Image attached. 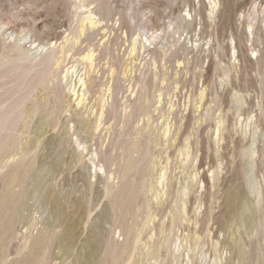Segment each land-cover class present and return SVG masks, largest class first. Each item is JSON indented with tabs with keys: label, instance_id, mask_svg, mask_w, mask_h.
Masks as SVG:
<instances>
[{
	"label": "rangeland",
	"instance_id": "1",
	"mask_svg": "<svg viewBox=\"0 0 264 264\" xmlns=\"http://www.w3.org/2000/svg\"><path fill=\"white\" fill-rule=\"evenodd\" d=\"M193 1L196 11L187 0H106L111 16L66 49L50 70L55 79L33 90L0 156V195L11 164L34 163L4 195L17 197V207L1 235L0 264L28 252L36 237L40 248L51 241L48 264H102L108 242L125 240L122 222L136 223L138 238L122 263L264 264V0H219L213 19L198 14L203 0ZM189 11L192 24L177 29L175 18ZM73 13L71 0H0L7 43L12 33L39 35L37 54L71 37ZM142 30L146 49L131 54V35ZM156 49L172 51L170 59L153 64ZM89 51L92 64L82 61ZM2 52L0 65L11 54ZM34 72L19 65L0 78V106ZM81 77L94 86L78 105L72 89L86 88ZM140 80L151 98L143 111L135 107ZM128 154L126 185L143 191L135 215L123 218L115 195Z\"/></svg>",
	"mask_w": 264,
	"mask_h": 264
},
{
	"label": "bare ground",
	"instance_id": "2",
	"mask_svg": "<svg viewBox=\"0 0 264 264\" xmlns=\"http://www.w3.org/2000/svg\"><path fill=\"white\" fill-rule=\"evenodd\" d=\"M71 1H72L73 8H74L73 16H74V20H75V26H74V29L71 33V37L66 38V40H64L65 42L60 44L59 46H57L56 43H54V45H51V43H50V45L48 47L42 46L40 49L38 48L39 49V51H37L38 54L33 53L31 50L32 49L31 47L34 46V42H35V41L32 42L33 38H38V39L41 38L39 35H37L38 31L36 28H34L32 32L34 34H36L37 37H35L34 35L33 36L30 35V37L28 36L29 38L24 36L21 39H16V38H14V35L12 33V35L10 34V36L7 35L8 36L7 38L13 39L12 42H10L8 44L7 39L5 40V38H4V36L7 32L5 30L6 25H4L2 22L0 23V36H1L0 37V50L3 51L2 53H6L7 50L11 53L9 55H3L2 56V64L0 65V68H4V70L0 72V78L5 76L9 72L15 70L19 65H25L27 71L35 69L34 74L28 77V85H27L26 89L23 92H18L17 89H19L18 88L19 85H16L17 89L13 88V89H10L8 91L10 93L12 92V94H13V97H14L13 102L7 106H5V105L0 106V156L3 154L2 150H3L6 142L9 139L10 132L16 127V124L21 117L20 113L25 108L24 104L31 101L33 90L38 85L42 84V82L44 80L51 81V78L55 79V76L50 74V70L52 68H54V66L57 64V60L59 59V57L64 56L68 53V52H66V49L68 47H72L73 45L76 46V44H78L79 40H81L82 37L85 36L87 31L94 30V29L98 28L100 25L102 26L101 23L103 21H105V18H108L109 16H111V11L109 8L110 6L107 7L106 10H104L106 8V7H104L106 0H71ZM194 2L195 1L192 0V3H191V0H187V4H193L192 5L194 8L193 10L196 11L195 6H194V4H195ZM202 3H203V8L199 10L198 14L200 16L203 15V17L205 16L206 18L213 19L219 10L220 1L219 0H206V2H205L203 0ZM91 5H94L95 9H92L90 7ZM103 10L105 12L102 13ZM194 11H193V13H194ZM193 13H191V11H189L186 16L180 15V16L176 17L173 24L175 25V27L177 29L182 28L185 25L192 24V21L194 19V16L192 15ZM130 21L132 22V20H130ZM120 23H122V22H120ZM126 23L128 25H130L129 21H127ZM210 23H211V21H210ZM142 31L143 32H139L138 34L133 33L131 35V42H132L131 43L132 44L131 45V52L132 53L130 52L131 54H135L136 52L141 53L140 51H143L146 49L145 41L148 42L149 38H148L147 34L145 33V31L144 30H142ZM251 32H252V35L254 36L255 32L254 31H251ZM41 36H42V34H41ZM57 36H58V34H57ZM64 36H65V34H64ZM58 37H60V36H58ZM65 37H67V36H65ZM124 37H125V35H124ZM163 37H164L163 34L158 35L155 37V41L158 39H163ZM41 40L42 39L38 40V42H41ZM27 41L30 44L29 48H27V46H25L23 44V42L28 43ZM36 41H37V39H36ZM179 50H180V48H179ZM89 52H87L88 54L86 53V55L84 57H82L83 58L82 61H85V63L89 62L90 64H92L94 62L93 61V57H94L93 54L94 53H92V52L89 53ZM171 52L172 51L159 50V49L153 50V52H152L153 53L152 63L156 64L159 60L160 61L164 60L165 58H167V56ZM172 57H174V56H172ZM168 58H169V56H168ZM74 73H76L75 70L72 72V74H74ZM27 75H28V73L19 74V77L20 78H22L23 76L27 77ZM67 75H68V72H67ZM86 75H87V71L85 72L84 76L86 77ZM153 78H155V79H152L154 81L157 79V76L155 75V77H153ZM153 81H152V83H153ZM79 83L81 84L82 87H86V88L82 90L81 94H79V92H77L76 86H74V88L72 89V92L74 93L73 96H76V100L79 99L78 105L84 103V101L86 99L85 98L86 95H88L90 92L89 88H92L91 86L93 85V82L91 81V79H88V81H86V78L83 79L82 77L80 78ZM57 84L58 85L55 87V92H54L55 96H54L52 102H54L55 106L60 107V104L62 105L61 102H62L63 96H62L61 90H62L63 86H62L61 81H59ZM138 84L140 85V92L137 96V100L135 102V105H136L135 107L137 108V106H138L137 109H140V111H143V109L146 108L145 107L146 104L148 106V103H150L151 98L149 97L148 86H147L145 80H140ZM0 104L2 105V103H0ZM34 104H35V102H33V107H34ZM41 104L42 103L37 102V105H41ZM33 107H32V110H33ZM131 142H132V140H131ZM135 143H137V142H135ZM135 143L133 141V144H135ZM135 145H137V144H135ZM133 150H135V149H133ZM9 153H10V151H9ZM132 153H134V152H132ZM253 154H255V152H253ZM131 155L128 154V155H126V157L125 156L123 157L122 164H124V166L122 167L123 169L121 171V177L123 180V185H125V186L120 188L119 193H117V194L115 193L116 194L115 198L117 199V201H115L116 202L115 207H117L118 210H120L119 213L122 214L121 216L123 218L126 215H135V214H131L129 212L133 210V207H134V205L132 206L133 201L135 199L138 200L137 196H140L139 193H140V190L142 189V186H141V188L136 187V189L132 190L133 187L130 188L126 185L125 179H126V176L128 175L127 173L133 168L132 163L134 161H133V158ZM25 161H26V158L22 161H18L16 163H13L8 167L9 170H8V173H7L6 178H5V190L3 191V194L0 195V242L2 240L1 235H2L3 230L7 229V227H8L7 221L10 218V216L14 214V212H15L14 210L17 207V203H16L17 197H11L10 199H7L6 197H4V195L12 190L13 185L18 184L19 182H22V180L24 178H26L29 175V173L31 172V170L33 169V165H34L33 161L31 159L27 160L26 162ZM138 186H140V185L138 184ZM142 191H143V189H142ZM135 224L136 223H133L131 225L126 223V222L121 223V225L123 227L125 240L122 243L114 242L112 240H110L108 242L107 249L105 250L104 255L102 257V264H132L131 259L127 263H122L121 261L124 259V257L127 254H129L131 252V250L133 249V247L135 246V244L137 242L138 238L136 236L137 232H136V225ZM50 244H51V241L49 240L44 244V246H42L40 248L39 238H37V237L35 239L33 238L30 240L29 244H27V246L30 248V250L26 253L19 255L18 258H16L15 260L11 261L8 264H37V262H39L40 264H48L47 263V256H48Z\"/></svg>",
	"mask_w": 264,
	"mask_h": 264
}]
</instances>
